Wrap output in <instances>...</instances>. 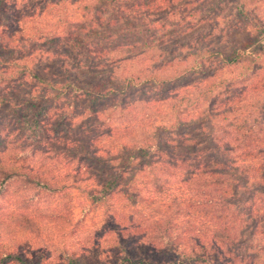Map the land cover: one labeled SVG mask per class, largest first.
Returning a JSON list of instances; mask_svg holds the SVG:
<instances>
[{"label": "trees", "instance_id": "trees-1", "mask_svg": "<svg viewBox=\"0 0 264 264\" xmlns=\"http://www.w3.org/2000/svg\"><path fill=\"white\" fill-rule=\"evenodd\" d=\"M71 1L83 12L77 21L64 8L68 0H42L43 9L60 7L62 15L30 26L28 22L40 19L30 12V4L26 16L8 18L0 26V87L7 88L0 91V104L15 111L6 153H0V196L14 182L49 190L53 183L63 189L69 177L82 180L94 171L104 181L89 191L91 203L85 208L108 213L128 202L135 211L150 210L145 217L151 231L144 233L153 235L154 242L136 243L128 226L112 223L107 251L97 246L85 254L64 250L56 262L26 257L19 245L7 249L0 242V264H264V68L251 60L231 78L210 83L201 79L210 60L218 70L247 64L255 41L236 42L221 33L212 37L224 41V48L209 47L207 56L193 43L178 56L168 51L180 35L190 39L187 32L217 14L225 0ZM262 2L239 0L241 22L249 23L253 7ZM175 28L185 30L178 33ZM61 30L64 34L57 35ZM74 46L78 53L72 52ZM149 59H154L152 67L137 65ZM132 69L138 74H126ZM64 76L74 81H64ZM82 77L97 81L84 86L79 83ZM28 81L32 91H19ZM153 89L159 90L157 100L134 99L140 93L149 96ZM232 89L238 91L218 102L220 94ZM82 98L93 105L116 101L111 111L115 117L103 119L95 107L80 109ZM40 100L45 103L44 120L32 122V109ZM136 103L144 104L145 111L155 109L158 121L127 109ZM84 110L90 114L84 121L91 118L100 128L98 137L108 138L104 146H96L99 139L87 146L72 139L76 129L71 121ZM109 122H125V127L110 128ZM177 136L183 141L171 139ZM180 177L186 184L182 193L176 181ZM236 188L240 197H234ZM162 193V200H155L153 196ZM158 202L167 210L179 211L184 205L187 232H178L171 226L174 220L154 210ZM0 230L9 231L1 234L9 239L47 232L35 214L24 211L0 219ZM192 232L208 238L195 235L193 242L187 239ZM158 236L164 243L155 241Z\"/></svg>", "mask_w": 264, "mask_h": 264}, {"label": "rangeland", "instance_id": "rangeland-1", "mask_svg": "<svg viewBox=\"0 0 264 264\" xmlns=\"http://www.w3.org/2000/svg\"><path fill=\"white\" fill-rule=\"evenodd\" d=\"M64 4V8L75 16L74 20L80 19L82 15V10L79 8V5L75 4L71 0H68ZM239 0H225L222 4V9L217 13L213 14L211 18H204L205 21L200 23L198 26H195L197 29L194 31L187 32L190 34V39H187V36L180 35L177 38V45H183V48H180L177 45L170 44L168 51L172 52L175 51V55L178 56L182 52H188V43H193V45H197L198 51H203L204 55H208L206 53L209 47H218L224 48V41L220 43L219 39H214L213 37H217L219 34L223 33L224 35H231L235 38V41H241L242 38H249L253 39L255 42L248 50L249 60L247 64H243L236 68H231L229 70H218L217 64L210 60L207 63L206 68L204 69L203 76L201 79L208 83L211 81H216L219 78H231L233 75L241 72L245 66L249 67L251 60H255V63L258 67L264 68V4L263 2L259 5L253 7L256 12H253V16L249 23L241 22L240 18L237 16V7H238ZM31 4V5H30ZM30 5L32 14H40V19L38 22L30 23V26H38V25H45L48 19H51L53 16L59 17L62 15L61 9L59 8H52V6L47 7L46 9L43 5L44 3L42 0H0V26L6 25L7 20L14 19L15 21L19 18H22L27 15V6ZM60 5V3H59ZM252 9V8H250ZM68 13V12H67ZM189 13V12H187ZM46 20V21H45ZM41 21V22H40ZM189 21V20H188ZM24 26L25 22L19 25H15V28H19V26ZM178 33L184 31L185 29L180 30L179 28H175L174 30ZM25 33H29L27 29H25ZM33 33V32H31ZM53 34V33H51ZM57 35H63V31H58ZM214 35V36H213ZM203 36H206V39H202ZM213 36V37H212ZM212 37V38H211ZM225 40V39H224ZM103 44V43H102ZM104 47H108V45L104 44ZM55 49V48H54ZM183 49V50H182ZM72 52L78 53V47L74 46ZM52 53H55L53 50ZM175 56H172V58ZM152 59L143 60L141 62H137V65H141L144 67H152L154 63ZM177 61L172 62V64L177 65ZM1 69V68H0ZM52 71L56 72L55 69ZM137 70L132 69L127 71L126 74H138ZM125 74V75H126ZM64 81H69L71 77L68 79L67 77L62 78ZM97 81L93 80L92 78L86 79L84 77L80 78L79 83L87 86L88 82ZM76 82V81H75ZM0 87V91L2 93L6 92L7 88L2 89ZM33 83L28 81L27 83H23L20 85L18 89L19 91H32ZM36 90V89H35ZM140 90V89H138ZM238 91L237 89L229 90L228 92L222 93L218 96V102L223 101L226 102L227 99L232 97L234 93ZM159 92V90H158ZM157 89L150 90L146 97L142 96L140 93L135 97V100H144L149 99L150 101L157 100L159 95ZM152 95V97H150ZM154 95V96H153ZM150 97V98H149ZM132 99V98H131ZM116 101H104V102H97L95 105L91 103V100H87L86 98H82L79 101V108L84 109L87 107H95L100 111V116H103V119L106 116L111 115V117H115L112 111L113 105ZM44 101L40 100L36 103L31 112V121H43L42 118L43 111H44ZM144 105V104H143ZM140 103L134 104V106H127V109H132V111L136 112L137 117H142L146 115H151L152 119L158 121L155 116V109L143 110V106ZM167 105L165 107V111L167 109ZM208 108H205L204 111H207ZM82 112L79 115L74 116V120L71 123L75 126V133L74 141L81 142V145L87 146L92 141H96L95 139H99L98 144L102 143V146L108 141V138H105L103 135L98 137V129L99 126L95 121L91 118L88 121H84L90 114L86 112ZM117 111V110H116ZM14 109L9 105L0 104V153H6V140L8 139V135L10 130L11 124L9 120L14 115ZM80 112V110H79ZM77 114V113H76ZM124 124L118 123H108L104 126V130L110 128H118L123 129L125 127V122H121ZM159 123V122H158ZM98 126V127H96ZM101 127V126H100ZM96 128V129H95ZM103 130V131H104ZM72 130H69V134ZM107 130H105L106 132ZM77 137V138H76ZM66 139V138H65ZM174 141H178V143L182 140L181 138L173 137L171 138ZM183 141V140H182ZM57 144L62 143L63 140H56ZM56 144V145H57ZM104 144V145H103ZM95 145V144H93ZM101 147V146H99ZM51 159V157H50ZM62 161H65L62 159ZM55 161L51 162L50 166H54ZM63 165H58L57 170L62 171ZM54 172V171H53ZM57 174L56 172H54ZM61 173V172H60ZM95 172L91 171L81 179H75V177H69L67 180L66 187L60 189L59 185H54L52 183L51 189H35L34 187L27 186L23 184L22 181L11 183L9 188L7 189V193L4 196H0V219L9 220L10 216H13L21 211L29 213L31 215H36V219L40 222V224L45 226L46 233L41 235H35L34 233H20L18 236L20 238H3L4 236L1 235L2 233H8L9 231L1 232L0 230V242L7 248V249H14L19 245L22 253L26 257H32L33 259L41 260L46 259L47 261H56L58 262L61 260L64 254V250L75 251L79 254H85L92 250L94 247L101 248L102 251H107V235L112 233L111 230L108 228V225H112V223H118L128 226L132 231V237L134 238L135 242L151 244L150 242H154L152 240L153 235L146 234L144 231H151L150 220L148 221V217H145L147 213H150V210L138 207L135 210L128 208L127 203H117L119 207L111 210L108 213H104L102 208L98 209L97 211H92L89 208H85L86 204L91 203V198L89 197L88 193L90 190H97V187L102 185L104 178L99 179L97 174L93 175ZM58 175V174H57ZM92 176V177H90ZM187 178V177H186ZM63 182V179H60ZM66 181V180H65ZM148 181V180H147ZM146 180L144 181L147 182ZM177 186L182 193V188L185 184L184 179L180 177V179L176 180ZM151 183V180L149 181ZM62 185V184H60ZM142 187V188H141ZM140 189L145 191L144 186L141 185ZM146 188V187H145ZM153 189V188H152ZM240 191V190H239ZM237 190L234 191V197H240L241 193ZM121 194V193H120ZM164 193L154 195L153 197L155 200L161 199ZM122 199H126V195L120 196ZM119 197V198H120ZM126 204V205H125ZM164 204V203H163ZM89 209V210H88ZM154 210L159 212V214H167V217L174 220L172 221L171 226L176 227L178 232H187L184 228V224L187 221V213L186 208L181 206L179 211H176L175 208L167 210L165 206H161V203L158 202L155 204ZM160 217V215H157ZM152 219V218H151ZM9 225L11 224L10 221L7 222ZM12 225V224H11ZM9 226L10 229L14 228L13 226ZM198 228V225H195ZM141 229V230H137ZM137 230V233L135 232ZM150 233V232H149ZM174 233H176L174 231ZM197 232H192V237L187 238L188 240L195 241L196 236L199 235L203 239H207L204 234ZM143 234H146L142 236ZM195 236V237H193ZM176 236H173L175 239ZM184 239V238H183ZM157 243H164L163 239L159 236L155 240ZM2 252V249L0 248ZM242 253V252H241ZM240 253V254H241Z\"/></svg>", "mask_w": 264, "mask_h": 264}]
</instances>
